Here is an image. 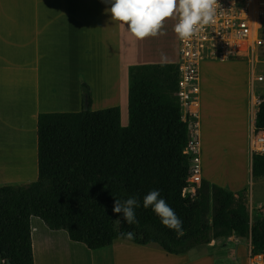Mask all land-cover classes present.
Returning a JSON list of instances; mask_svg holds the SVG:
<instances>
[{
    "label": "trees",
    "instance_id": "trees-1",
    "mask_svg": "<svg viewBox=\"0 0 264 264\" xmlns=\"http://www.w3.org/2000/svg\"><path fill=\"white\" fill-rule=\"evenodd\" d=\"M129 76L128 126L122 125L119 106L93 110L92 88L84 80L81 111L39 115L38 179L0 185L3 258L35 264L33 216L91 250L124 240L182 255L236 236L251 239L254 250L264 252V218L251 216L246 189L233 192L203 179L186 192L192 186V122L175 95L177 64L133 66ZM255 129L264 131V98ZM252 175L264 178V153L254 155ZM154 189L182 221V234L163 226L151 207H143L144 196ZM129 197L139 201L133 225L113 213L114 200Z\"/></svg>",
    "mask_w": 264,
    "mask_h": 264
},
{
    "label": "crops",
    "instance_id": "crops-1",
    "mask_svg": "<svg viewBox=\"0 0 264 264\" xmlns=\"http://www.w3.org/2000/svg\"><path fill=\"white\" fill-rule=\"evenodd\" d=\"M110 7L103 0H0V157L9 159L10 166L0 171V185L38 179L39 115L81 111L82 80L92 88L94 110L119 106L127 124L130 68L178 63L180 46L174 31L178 17L165 19L162 35L138 39L112 20L111 13L106 11ZM207 61L213 60L201 63L199 100L192 107L196 128L189 135L198 139L201 147L198 159L202 179L226 186L214 175V157L204 150L207 135L215 136L220 122L216 100L211 95L224 91L229 94V116L235 115L242 125L241 152L246 160L244 184L232 190H245L248 184L264 193V178L256 180L252 175L253 158L258 153L253 151V141L264 138V131L255 129L260 105L257 98L263 100L264 88L253 87L250 64L244 60L239 61L245 63L246 88H203ZM105 66L115 77V89L108 99L98 90ZM238 107L242 109L239 117ZM229 128L230 133L231 129L238 132L237 126ZM21 142L26 144V150H21ZM237 178L233 174L235 181ZM257 206L264 212L263 202ZM31 228L35 264H72L68 262V251L75 252L82 264H123L120 257L114 260L112 252L123 246L148 251L150 260L140 264H264V252L254 250L251 239L236 236L220 237L186 254L173 255L159 246L160 250L153 248L155 245L136 248L119 240L106 248L91 250L72 241L65 230L49 229L36 216L31 219ZM0 256L2 264H6L1 252Z\"/></svg>",
    "mask_w": 264,
    "mask_h": 264
},
{
    "label": "built area",
    "instance_id": "built-area-1",
    "mask_svg": "<svg viewBox=\"0 0 264 264\" xmlns=\"http://www.w3.org/2000/svg\"><path fill=\"white\" fill-rule=\"evenodd\" d=\"M217 2L213 23L204 26L190 38L179 39L178 90L175 95L190 111L184 115L189 114L191 122L192 115L195 116L192 107L198 103L201 88L200 67L205 60L247 61L251 68L253 87L264 88V0ZM261 102L258 101L259 104ZM198 148V139L189 137L188 152L194 157L193 163L191 156L192 186L202 182Z\"/></svg>",
    "mask_w": 264,
    "mask_h": 264
},
{
    "label": "clouds",
    "instance_id": "clouds-1",
    "mask_svg": "<svg viewBox=\"0 0 264 264\" xmlns=\"http://www.w3.org/2000/svg\"><path fill=\"white\" fill-rule=\"evenodd\" d=\"M111 7L106 11L111 18L125 26L138 39L163 34V22L169 17H178L174 31L179 39L185 40L197 34L204 26L214 22L217 0H103ZM139 206L136 197L121 202L114 200L113 213L122 216L130 224L138 223L135 208ZM143 207L152 208L166 228L182 234V221L174 210L160 198L159 190H151L143 198ZM129 239L133 233L126 234Z\"/></svg>",
    "mask_w": 264,
    "mask_h": 264
},
{
    "label": "rangeland",
    "instance_id": "rangeland-1",
    "mask_svg": "<svg viewBox=\"0 0 264 264\" xmlns=\"http://www.w3.org/2000/svg\"><path fill=\"white\" fill-rule=\"evenodd\" d=\"M208 67L203 69V88H246V77H245V70L244 65L245 63L242 61H207ZM202 67H204L202 65ZM257 88H259L257 86ZM260 92H257L256 95H259ZM212 99L216 100V105L218 109V117L220 118L219 127L216 132V135L210 134L207 135L206 138V145L204 147V150L206 154L212 155L213 158V165L212 168L214 169V175L224 181L226 186H223L224 188L230 191L233 188H239L242 187L244 184V178H245V167H246V160L244 157V154L241 152L242 143L243 141L242 134L243 129L242 125L238 124V119L235 115L229 116V103L227 102V98L229 97V94L227 92L221 91L215 94H212ZM235 97L234 95H232ZM257 103L259 101V98H257ZM178 102L181 106V109L184 114H187L190 112L189 110L185 109L186 107L183 106L178 98ZM93 107V106H92ZM121 108V107H120ZM106 109V108H105ZM129 109V108H128ZM94 110V109H93ZM122 111V108H121ZM126 112V111H125ZM192 114V113H191ZM242 114L241 107H238V117ZM193 121H192V133L194 132L196 128V117L192 115ZM236 119V120H235ZM121 120L124 123V116H121ZM130 123V112H128V125ZM122 124V125H123ZM237 126L238 132H236V129H231L232 133L229 132V127ZM201 147L199 148L200 151ZM253 151L255 152H264L260 148H254ZM192 156V155H191ZM193 157V156H192ZM209 160V157L208 159ZM193 163H194V157H193ZM203 164L201 163V171H202ZM204 169V167H203ZM229 173H226V172ZM233 172V173H232ZM233 174L238 177L235 181L233 179ZM202 178V177H201ZM203 180V179H202ZM235 181V184L232 183ZM232 184V186L230 185ZM246 190H247V199H248V208L249 212L252 217H263L264 218V212L263 210L257 208V204L260 202L264 203V193L263 191L253 190L248 184H246ZM195 187L192 186L190 189H187L186 192L194 191ZM118 242H125L128 244L135 245L133 243H129L128 241L119 240ZM151 246V245H148ZM123 248H130V246H123ZM135 248V247H131ZM155 249H159L157 245L153 247ZM160 250V249H159ZM133 251H141V249H134ZM128 250V252H133ZM144 252V250H142ZM165 252V251H164ZM145 255H141L139 258H131L132 261L136 262V264H140L142 261L150 260L149 253L144 252ZM127 259V260H131ZM224 259V258H221ZM5 260V259H4ZM126 260V259H121ZM68 262L72 264H82L77 258V254L75 252L70 253L68 251ZM123 262V261H122ZM0 263L2 264V258L0 256ZM124 264V263H123Z\"/></svg>",
    "mask_w": 264,
    "mask_h": 264
},
{
    "label": "bare ground",
    "instance_id": "bare-ground-1",
    "mask_svg": "<svg viewBox=\"0 0 264 264\" xmlns=\"http://www.w3.org/2000/svg\"><path fill=\"white\" fill-rule=\"evenodd\" d=\"M100 79H101V81H100V85L98 87V90L100 91V95L102 97H104L105 99H108L112 95L113 90L115 89V85H114L115 77L107 66L104 67V75L101 76ZM194 111H196V109H194ZM4 128H7V127L4 126ZM20 146H21V150H26V147H25L26 144L24 142H21ZM253 148H255V149L260 148V149L264 150V138L254 139ZM8 161H9V159L6 160L3 157H0V171L3 169H7V167H10L8 164ZM5 171H8V170H5ZM6 173L8 174V172H6ZM226 173H229V172L227 171ZM1 175H3L2 172H0V177H2ZM262 185H264V182L262 183ZM128 250L133 251V249L123 248V247L115 248L112 251L114 260L117 261V258L120 257L121 259H126V260H120L121 262L123 261L124 264H130L131 261L133 260L131 258H133V257L139 258V257H141V255H145V253H144L145 251L143 252L142 250L141 251H133V252H128ZM106 259H109V258H106ZM127 259H131V260H127ZM262 260H264V259H262Z\"/></svg>",
    "mask_w": 264,
    "mask_h": 264
},
{
    "label": "water",
    "instance_id": "water-1",
    "mask_svg": "<svg viewBox=\"0 0 264 264\" xmlns=\"http://www.w3.org/2000/svg\"><path fill=\"white\" fill-rule=\"evenodd\" d=\"M89 105L88 102H86L85 109H88ZM7 264H12V261L10 259L5 260Z\"/></svg>",
    "mask_w": 264,
    "mask_h": 264
}]
</instances>
